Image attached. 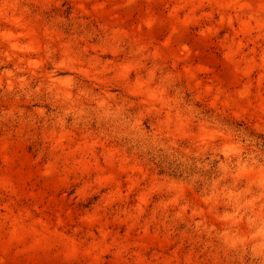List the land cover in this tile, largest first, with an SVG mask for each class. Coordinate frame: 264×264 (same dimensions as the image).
<instances>
[{
	"label": "rangeland",
	"instance_id": "obj_1",
	"mask_svg": "<svg viewBox=\"0 0 264 264\" xmlns=\"http://www.w3.org/2000/svg\"><path fill=\"white\" fill-rule=\"evenodd\" d=\"M0 264H264V0H0Z\"/></svg>",
	"mask_w": 264,
	"mask_h": 264
}]
</instances>
